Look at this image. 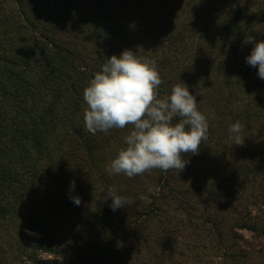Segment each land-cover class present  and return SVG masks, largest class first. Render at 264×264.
Segmentation results:
<instances>
[{"label": "trees", "instance_id": "16d2710c", "mask_svg": "<svg viewBox=\"0 0 264 264\" xmlns=\"http://www.w3.org/2000/svg\"><path fill=\"white\" fill-rule=\"evenodd\" d=\"M257 6L264 19V0H0V227L14 216L16 227L40 235L35 239L17 230L18 236L11 241L15 245L11 264H22L19 262L23 258L34 260L33 250L54 251L65 258L64 264H140L129 258L132 252L138 254L130 239L123 246V258L118 235L122 232L124 240V233L150 225L161 214L165 221L159 203L166 201L169 192L176 195L172 200L189 205L197 218L205 210L204 218L198 219L212 231H216L217 221L224 222L226 217L232 224L238 220L241 229L256 231L237 213V203L224 199L220 209L211 205L206 208L199 195L198 200L194 197L195 201H189L185 192L169 188L168 179L158 181L160 188L152 192L143 175L125 176L124 181L104 180L99 189L91 187L98 190V196H68L73 183L67 179L66 193H55L51 176L56 178L62 173L57 172L54 159L57 149L49 148L48 143L60 145L57 136L53 143L50 137L65 128L72 130L86 151L85 159H94V150L88 139L83 143V132L76 122L83 118L87 107L83 90L98 71L84 66L86 55L78 48L93 45L94 61L102 66L112 55L119 56L120 45H129L131 40L136 41L138 56L156 62L163 80L159 86L161 98L182 81L196 100L197 92H204L201 99L209 102L210 108L214 106L218 123L242 124L244 117V127L248 126L257 137L264 136V80L259 78L258 68L246 62L254 44L264 40L263 25L260 29L250 13ZM32 9L38 16L33 15ZM63 34L74 40L72 47L59 39ZM250 39L253 43H246ZM23 46L29 48L26 58L22 55ZM252 95L258 102L251 101L244 113L232 109V103ZM198 109L202 112L200 106ZM211 123L208 139L202 143L217 141L214 134L218 126L214 128ZM223 134L218 140L226 139ZM28 137L34 147L25 146ZM45 142L47 146L41 147ZM16 148L22 161L26 152L34 151V172L22 167L19 160L17 164L10 163ZM211 151L209 148L204 152L200 145L198 154L208 157ZM42 158H47L46 166L40 164ZM183 158L190 159L185 154ZM250 158L256 161L254 166L240 163L236 167L242 189L235 185L231 192L244 194L248 187L252 188L250 180L260 182V189L251 192L255 205L256 201L264 202V149L253 151ZM16 167L19 173L15 172ZM172 171H159L158 180ZM237 173L231 168L224 180L232 184ZM110 187L132 203L113 211ZM141 195L151 202L141 201ZM73 197H79V206ZM52 216L53 231L49 236L62 242L63 252H57L55 247L51 250L45 243L48 235L41 224ZM261 222L258 232L264 236V221ZM119 225L123 227L120 233L114 231ZM66 228L69 231L59 238ZM2 232L5 230L0 228V237ZM4 261L0 257V264H7ZM150 263L153 264L151 260Z\"/></svg>", "mask_w": 264, "mask_h": 264}, {"label": "rangeland", "instance_id": "374dc122", "mask_svg": "<svg viewBox=\"0 0 264 264\" xmlns=\"http://www.w3.org/2000/svg\"><path fill=\"white\" fill-rule=\"evenodd\" d=\"M12 5V4H11ZM87 5V9H88ZM261 7L253 8L250 10L252 18L257 21L260 29L264 28V19L260 14L262 10ZM86 10V8H84ZM34 16H38L37 11L32 9ZM33 16V19H34ZM33 22V21H32ZM36 23V22H33ZM33 31V29H31ZM35 33V32H34ZM32 34V33H31ZM63 43L65 42L68 47H72L74 40L69 37V35L63 34L60 38ZM131 44L125 45L121 44L119 48V54L124 50L129 49L133 52H137L138 47L135 44V40H131ZM18 49L22 47L18 46ZM22 55L24 58L27 57V50L29 48L24 47ZM26 49V50H25ZM79 51L84 53L86 56L83 59L86 67H91L96 71H100L102 66L95 63L94 59V48L93 45H84L78 48ZM202 96L197 97L198 106H200L202 112L208 116V123L213 121L212 127L216 128L217 141H212L210 143H201V146L206 149V153L209 148L212 150L210 156H205L202 154L187 156V161L185 169L182 172L172 171L171 175L166 174L162 176V179L158 180L159 169H154L150 172H145L143 174L144 183H147V187L152 189H159L160 185L157 184L158 181H164L168 179L169 188L177 189V191L185 192L186 197L189 201H195L194 197L199 195L203 199L206 208L208 206H213L214 208L220 209V205L224 201H232L237 203L238 210L237 213H241L243 216V221L247 222L256 228V231L251 229H241L237 226L238 220L234 221L233 224L231 220L227 218L224 222L216 223V231L210 230V228L201 224V219L204 218L205 210L197 214L189 210V205L183 206L181 202L177 200H172V197L176 196L174 192H169V197H166L164 203H159L160 209L164 211L165 221L162 219V214L160 218L152 221L150 225H143L142 229L135 230L134 232H126L123 234L124 240H122V232L118 235L119 241L121 243L123 258L124 255L123 246L127 240H132L134 248H137L138 254L132 252L129 258L134 263L140 264H158L159 262L164 264H264V236L261 235L258 230L262 226L264 221V202L256 201L253 204V199L251 198V192L258 191L260 182H254L250 180L252 188L248 187L247 190L242 193H232L235 191L236 186L239 185L242 189L241 182H239L240 172L236 168L240 166L239 164L254 166V159L250 158V153L253 151H262L264 149V136L259 135L258 137L251 133L248 126L244 127L245 118L242 117L243 129L241 132L242 145H235V141L229 139L231 135L229 133V122L218 123L215 118V108L208 106L209 102L202 101ZM255 96H250L249 98L241 97L237 102L232 103V109L238 113H244L247 109L246 106L254 101ZM255 100L254 103H257ZM252 105H250L251 107ZM248 120V117H247ZM76 125L81 127L83 134L81 138L83 143L85 139L89 141V147L94 151L92 157L93 160L85 159L87 157L86 151H84L81 146V142L77 138V134L69 129L61 130L58 133L53 134L50 140L54 141L55 136H57L60 141V145H53L48 143L49 148H56L57 152L54 155L56 159V165L58 166V171L61 172V176H51V184L54 187V192L60 195L66 193L67 186L64 185V181L70 179V182H74L71 186L72 190L68 196L73 195H92L98 196V190L94 191L91 187L99 189L100 185H103V181H124L126 180L125 175H110L106 168L110 161L115 158L121 148L126 147L124 138L130 132V126H126L124 129H111L107 134L103 132H97L93 135L91 132L87 131L84 126L83 118L78 119ZM225 133V134H223ZM226 135V139L218 140L220 135ZM79 137V136H78ZM26 147L32 146V142L27 138ZM79 144H78V143ZM47 142L41 147H46ZM98 149V151H96ZM219 150V151H216ZM219 152V153H218ZM10 154L6 155V159ZM34 151L26 152L25 161L21 160V154L18 148L11 156L10 163L22 164V167L31 168V172H34L32 168L34 167ZM5 159V158H4ZM5 159V160H6ZM47 158H42L40 164L46 166ZM49 162L47 167L50 166ZM63 163V164H61ZM236 165V166H235ZM43 167V166H42ZM231 168H234L238 173L236 174V179L234 182L227 183L224 178L226 174L231 173ZM15 172L19 173L16 167ZM20 175L22 178V171L20 170ZM39 172V171H38ZM234 173V170H233ZM53 177V178H52ZM55 179V181L53 180ZM238 188V189H239ZM219 191V194L211 195V191ZM103 192V191H102ZM202 195V196H201ZM209 195L213 196L210 197ZM209 196V197H207ZM46 197L44 196V199ZM198 200V197H197ZM202 204V203H201ZM188 208V209H187ZM187 211V212H186ZM250 213V214H245ZM53 217L46 219L42 222L44 234L48 235L46 237V244L52 250L55 247L57 252H63L64 245L59 242L57 238H52L49 236L52 230ZM241 218V215H239ZM7 219V218H6ZM16 217H8L7 221L0 227L5 230L2 232L0 237V257L5 259L7 264H11L14 257V244L11 242L15 239L18 234L17 230L25 233L31 238H39L40 235L37 232L22 229V227H16L17 221ZM238 219V218H237ZM69 222V220H67ZM231 228V229H230ZM119 230V231H118ZM69 231L68 228L59 234V238H62L65 233ZM115 232L120 233L123 231V227L119 225L116 227ZM139 231V232H137ZM135 237V238H134ZM170 239V240H169ZM1 240L6 242L2 243ZM167 244V246H166ZM34 260L28 258H23L19 263L22 264H64L65 258L61 255H57L54 251L48 250H33ZM11 262V263H10ZM69 264V263H68ZM163 264V263H162Z\"/></svg>", "mask_w": 264, "mask_h": 264}, {"label": "clouds", "instance_id": "9594fccd", "mask_svg": "<svg viewBox=\"0 0 264 264\" xmlns=\"http://www.w3.org/2000/svg\"><path fill=\"white\" fill-rule=\"evenodd\" d=\"M246 43H253V39ZM246 62L258 68V76L264 80V40L254 44ZM162 83L154 60L126 49L119 56L106 59L84 88L83 100L87 107L83 121L87 131L95 135L97 132L107 134L114 128H131L124 138L126 147L119 150L106 168L110 175L134 178L154 169L182 172L189 163L183 158L184 154H198L201 143L208 139V119L198 109L196 96L190 93L188 86L181 81L172 87L169 95L161 98L159 86ZM196 95L202 96L204 92ZM242 129L239 121L229 126V139L234 140L235 145L243 144ZM108 195L113 211L132 203L114 187L109 188ZM72 199L79 206V197ZM139 199L151 202L144 195Z\"/></svg>", "mask_w": 264, "mask_h": 264}]
</instances>
